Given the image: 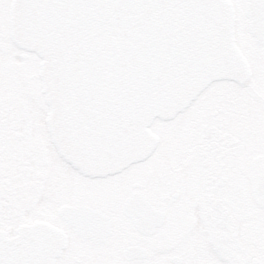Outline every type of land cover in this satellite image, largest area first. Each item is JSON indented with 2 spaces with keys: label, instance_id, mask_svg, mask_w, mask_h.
<instances>
[{
  "label": "flooded vegetation",
  "instance_id": "obj_1",
  "mask_svg": "<svg viewBox=\"0 0 264 264\" xmlns=\"http://www.w3.org/2000/svg\"><path fill=\"white\" fill-rule=\"evenodd\" d=\"M11 4L0 0V231L55 228L67 239L55 264H264V47L248 24L251 41L235 24L245 82L212 83L153 123L147 159L90 177L52 142L40 60L13 42Z\"/></svg>",
  "mask_w": 264,
  "mask_h": 264
},
{
  "label": "water",
  "instance_id": "obj_2",
  "mask_svg": "<svg viewBox=\"0 0 264 264\" xmlns=\"http://www.w3.org/2000/svg\"><path fill=\"white\" fill-rule=\"evenodd\" d=\"M245 16L264 46V0H247ZM10 24L13 42L41 60L52 141L86 176L146 159L156 119L250 75L230 0H13ZM66 244L47 224L0 231V264H55Z\"/></svg>",
  "mask_w": 264,
  "mask_h": 264
},
{
  "label": "rangeland",
  "instance_id": "obj_3",
  "mask_svg": "<svg viewBox=\"0 0 264 264\" xmlns=\"http://www.w3.org/2000/svg\"><path fill=\"white\" fill-rule=\"evenodd\" d=\"M232 1L234 2L235 7H236L238 32L240 34L243 33L245 35V37L247 38V40H249L250 37L248 36V33L246 31V24L248 22H247V19L245 17V13H244L246 0H232ZM249 41H251V40H249Z\"/></svg>",
  "mask_w": 264,
  "mask_h": 264
}]
</instances>
